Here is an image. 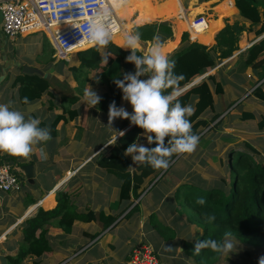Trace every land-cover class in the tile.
I'll list each match as a JSON object with an SVG mask.
<instances>
[{
	"label": "crops",
	"instance_id": "crops-1",
	"mask_svg": "<svg viewBox=\"0 0 264 264\" xmlns=\"http://www.w3.org/2000/svg\"><path fill=\"white\" fill-rule=\"evenodd\" d=\"M109 1L120 21L124 24L122 31L114 35L111 42L124 51H131L120 47L124 43L125 34H135V28L148 24L172 25H170L171 36L167 37L164 34H160V32L157 34L164 42L165 51L169 54V57L181 48L185 33L189 34L191 42L198 43V40L209 33L215 32L223 23V26L212 37L213 44H202L210 50L221 52V47H219L217 41L218 34L227 27L234 25L244 27L243 31L239 35L237 34L239 40L237 44L238 50L234 52L233 56L221 59L215 69H210L207 74L197 78L192 85L199 84L208 76H214L216 83L221 84L223 87V95H218L216 93V83L210 84L214 95L215 109L209 110L205 117L211 119L215 114H220L221 117L217 122L221 121L222 125L218 127V130L206 136L209 138L207 141L209 143L217 142V135L228 131L233 133L231 137H247L250 141L248 139L244 140L245 144L251 145L252 148L259 152V154L255 155L264 161V129L259 127V123L264 117V102L253 94L258 87H261L264 91V79H262L264 71L262 69L256 70L252 67L241 66L238 68L236 66L238 56L251 49L252 46L264 38V34L260 37L258 36V31L263 25L264 18H262L261 23L255 25L244 21L236 7L235 0H232L234 5L231 7L232 9L235 8V10L229 13V10L225 13H221L218 10L219 6L223 5L227 0H211L201 3L199 0H177L180 3V5L177 4L179 5L178 10L170 9L167 12L160 11L164 10L165 7H162V9L155 7L152 0ZM208 10L215 15L207 17ZM170 11L176 14V17L167 20L166 14L168 15ZM261 13L262 15L264 14V9H261ZM159 16L160 18H158ZM197 17L206 18L207 30L200 28L195 31L193 22L194 18ZM143 18L158 19L143 23L137 22ZM171 20L173 22H170ZM184 23L187 28L184 26L182 28ZM152 43L153 41H141V50L139 52L143 54V51H146ZM52 52L58 51L49 32L41 30L9 38L5 36L2 31V25H0V103L7 104L12 102L11 107L14 110L24 112L26 117L31 115L38 118L41 121L40 127L49 128L52 137L51 142H41L38 145H34L33 153L26 158L0 152V159H6L24 178L23 188L20 192H0V264H14L11 262L10 257H17L20 248L23 246V228L27 220L35 217L41 209L45 212L55 210L58 206L57 196L62 192L71 194L73 205L78 213L92 211L97 218H99L101 213H104L107 216H114L118 220L113 226H107L98 219L93 223L76 221L69 233L59 228L56 222L53 221L43 229L45 231V240L52 253L43 255L40 258L29 255L20 264H130L131 262H128L127 259L131 254V250L135 252L143 246H150V249L154 251V256L157 254L163 264H171L170 262L172 261L176 263L182 256L184 242H194L200 230L190 224L186 218V220L182 221L183 223L178 222L175 228L177 230L180 226H184L185 223H188L189 226H184L181 232L178 231L175 241L172 240L173 242L169 241L167 243L154 228L152 217L155 216L168 227H174L171 222L174 219H179L177 213L179 206L176 197L178 188L193 182H201L202 185L205 183L211 184V176L206 172L209 161L207 162L208 166L201 168L198 172L193 171L195 166H192V163L188 166L180 167L177 176H175L176 178L172 179L173 186L169 184V188L163 193H153L157 189L156 185L158 183L151 186L153 182L147 180L144 187H146V190L149 188V193H144L138 199L132 194L130 200H121L122 182L116 176L102 169L98 164V158L103 157L111 145L109 141L117 140L115 139L119 136L117 133L112 134L110 139L106 141L105 146L85 149L91 152L86 156L73 154L74 152L67 151L65 146L66 140H75L81 133L87 134L89 130L91 131L95 122L93 113L90 111L87 115L84 113L86 111L83 112L82 106H80L83 99L82 95L77 92L78 83L73 74L68 77L70 79L68 84L71 89L68 95L70 97L72 95L78 96L80 98L78 103L68 106V103L62 99L55 88L50 90L53 95L50 93L44 94L41 99L31 101L29 105L22 103L21 84L16 82L25 74H36L45 79L54 77L61 83L67 81L66 77L70 73H67L65 67L60 65L62 60H59L56 54ZM73 60L76 59L72 58L70 62L73 63ZM239 75H243L244 82L232 81ZM259 79L261 80L259 81ZM96 80L100 81V78L91 80V82ZM88 85H91L94 91L103 90L104 86L101 83H88ZM243 103L246 105L244 108L241 106ZM217 104H219V109ZM231 104L234 105L231 107ZM29 107L34 109L30 113L27 111ZM65 107L70 111H76L77 118L71 119L70 114L67 111L65 113ZM248 109L253 112L255 119L242 122L243 111ZM59 118L60 120L55 127V122ZM248 122H252L254 126H247L246 123ZM53 127H55V130H53ZM138 141L145 146L148 144L144 135ZM53 142L54 144H51ZM231 148L236 149V147L232 146L229 149ZM107 155L108 152L105 156ZM181 155L172 164L173 168L178 165H184L181 159L186 154ZM214 158L216 159V157ZM215 159L214 161H216ZM139 164H134L132 160L131 172H134ZM91 165H93V168L87 171ZM23 166L33 167L32 179L27 178L26 173L22 169ZM166 176H161L158 180L160 181L159 183L166 184ZM99 180L101 183H112V185H107L102 189L100 186L102 184H98ZM137 206L138 209L133 210ZM193 227L197 230H194ZM128 229L131 231L130 236H128ZM99 232H101V236L92 239ZM181 233H184L185 238L180 240L179 235ZM41 234L42 231H39L38 235L40 236ZM165 243L175 245L171 249H167L165 248ZM176 264L191 263L185 261Z\"/></svg>",
	"mask_w": 264,
	"mask_h": 264
},
{
	"label": "trees",
	"instance_id": "trees-1",
	"mask_svg": "<svg viewBox=\"0 0 264 264\" xmlns=\"http://www.w3.org/2000/svg\"><path fill=\"white\" fill-rule=\"evenodd\" d=\"M208 1L211 0H199L200 3ZM235 3L244 21L252 25L262 22L264 14L262 15L261 9H264V0H235ZM149 20L143 19L140 23ZM183 26L186 28L185 24L182 25V28ZM222 26L223 23L219 28ZM218 29L213 32V35ZM243 29L244 27L234 25L227 27L218 34L217 41L219 47H221V52H215L202 44L191 42L189 34L185 33L181 48L169 57L175 62L174 73L177 75L182 74L184 77L177 85V90L180 93L182 92L178 99L182 105L191 104L194 107V113L188 119L192 123L193 133L199 136V143L208 134L218 130L222 122H217L221 117L220 114H215L211 119L205 117L209 110L215 109L214 95L210 85L216 83L215 77L208 76L199 84L191 85L197 78L207 74L210 69H215L221 59H227L233 56L234 52L238 50V35ZM135 32H139L141 41L144 42H152L153 37L159 32L167 37L171 36L172 33L170 25L164 24L159 26L157 23L137 27L135 28ZM263 34L264 22L258 31V36L260 37ZM212 44V37H208L206 39V45ZM52 53L56 54V52ZM102 53H107L109 56L108 63L102 61ZM130 53L131 51H124L111 42L106 49L94 47L76 53L75 55L78 58L75 57L74 59L78 60V62H75L76 60L73 63L65 62L68 71L74 75L78 83L77 92L82 95L86 83L89 82L91 73L99 76L101 78L100 81L107 84V91L100 95L102 97L101 102L96 105L97 109L103 114H108L109 105L113 101H115L118 108L121 104L123 93L114 81L116 79H123L124 72L135 74V64L125 62V58ZM137 54L142 55L139 51ZM236 66L238 68L241 66L252 67L256 70L262 69L264 71V38L252 46L251 49L241 53L238 56ZM82 76H85V78L83 79ZM144 78L141 77V79ZM262 79H264V74L262 75ZM16 83L21 84L22 101L24 97H28L29 102H31L41 99L47 93L53 95L50 91L53 88L57 89L62 99L68 103V106L78 103L80 99L78 96L72 95L70 97L66 94L71 92L68 81L61 83L54 77L45 79L36 74H25ZM216 88V93L223 95V87L221 84L216 83ZM171 91L172 89L166 90V92ZM253 94L256 98L264 102V91L261 87L256 88ZM233 105L231 104V107ZM241 106L243 108L246 107L244 103ZM64 111L70 114L71 119H75L78 116L76 111H70L66 107ZM132 112L133 109L129 113ZM254 119L255 116L250 109L243 111L241 117L242 122ZM59 120L60 118L56 120L55 127ZM55 127H53V130H55ZM259 127L260 129H264V117L259 123ZM143 131L139 127L131 125L129 120L124 119L117 131L120 137L108 147V155L100 160L98 158L99 166L107 170L109 174L116 176L122 182L120 199L123 201L130 200L132 194H134L136 199L140 198L146 191V187H144L146 181L150 180L154 182L164 171L166 173H164L163 177L167 175L173 168L172 164L181 155L174 154L170 158L167 169H154L147 163H140L134 172H131L132 158L131 156H125L124 152L132 142L143 136ZM244 145L253 154L234 148L230 149L228 163L229 182L225 178H221L217 184L211 182V184L205 183L202 185L201 182H193L184 184L178 188L176 194L178 202L181 200V194L179 192L186 191L184 198L194 210V212L192 211L187 214V221L192 225H198L202 230L194 242H184L182 256H180V259L176 263L187 261L191 264H220L223 261L228 264H247L244 261L237 260L239 256L233 253L234 251L226 256L214 253L210 249L201 250L199 255L193 252L195 242L209 238L222 240L225 232L232 234L231 238L235 242V245H244L249 249L244 252V259L250 262L249 264H258L255 262L256 258L259 255L264 256V161L257 162L253 155H257L259 152L247 143ZM155 146V144H147L146 147L151 148ZM182 154L185 155L187 153ZM235 154H237L236 159ZM205 166L207 167L208 163L203 160L201 168H205ZM16 174L22 180L20 173L16 172ZM70 195L67 192L59 193L57 196L58 206L55 210L45 212L41 209L35 217L27 220L23 228V246L20 248L17 257H10L12 263L20 264L29 255L40 258L43 255L52 253V250L45 240V231L43 229L53 221L56 222L59 228L69 233L76 221L93 223L98 219L107 226H113L118 220V218L107 216L104 213H101L99 218L92 211L78 213ZM198 197H203L206 200V204L203 206L196 205L195 200ZM136 209H138V206L133 210ZM203 213L214 214L216 216L215 222L212 224L206 223L203 219ZM153 219H155L158 227L161 228H158L153 222L154 227L164 240L172 241L176 238L175 233H172V230L168 226L157 220L155 216L152 217ZM39 231H42L40 236L38 235ZM99 236H101V232L93 236L92 239H96ZM155 257L159 264H163L157 254H155ZM131 258L128 257L127 261L130 262Z\"/></svg>",
	"mask_w": 264,
	"mask_h": 264
},
{
	"label": "clouds",
	"instance_id": "clouds-1",
	"mask_svg": "<svg viewBox=\"0 0 264 264\" xmlns=\"http://www.w3.org/2000/svg\"><path fill=\"white\" fill-rule=\"evenodd\" d=\"M70 3L82 10V30L88 42L98 49H106L116 31V23L106 0H70ZM121 48L131 50L125 62L134 63L136 71L135 74L124 72L123 79H116L114 83L122 90V99L131 104L133 112L129 113L124 107L118 108L113 101L108 109L107 126L112 129L113 122L122 118L144 130L148 144L156 146L146 147L136 140L126 148L124 155L131 156L134 164L147 163L154 169H167L174 154L192 153L199 143V136L193 133L188 119L193 115L194 107L191 104L182 105L178 99L180 92L177 85L184 77L174 73L175 62L169 58L159 35L153 37V43L142 55L137 54L141 50L139 32L126 33ZM102 57V61L108 63L107 53H102ZM168 89L172 91L166 92ZM101 99L91 85L83 89V101L87 106L95 107ZM22 103L29 105L28 97H24ZM11 104L0 103V152L26 158L33 153L34 145L51 140L50 129L40 127L38 118L26 117L24 112L14 110ZM33 110L29 107L27 111L30 113ZM114 142L109 141V144ZM195 204L203 206L206 200L198 197ZM203 219L212 224L216 216L203 213ZM231 235L225 232L222 240L209 238L197 241L193 252L199 255L201 250L210 249L226 256L235 248ZM259 264H264V256L259 258Z\"/></svg>",
	"mask_w": 264,
	"mask_h": 264
},
{
	"label": "rangeland",
	"instance_id": "rangeland-1",
	"mask_svg": "<svg viewBox=\"0 0 264 264\" xmlns=\"http://www.w3.org/2000/svg\"><path fill=\"white\" fill-rule=\"evenodd\" d=\"M152 2H153V5L155 6V7H157V8H159V9H162V7H165V9L164 10H160V11H168V10H170V9H175V10H178V6L180 5V3L177 1V0H152ZM182 2V1H181ZM177 4H179V5H177ZM233 5V1L232 0H227L226 2H224L223 3V5H220L219 6V8H218V10H220V12L221 13H225L226 11H228V13L230 12V11H234L235 10V8H233L232 10H230L231 9V6ZM209 6V5H208ZM205 7V6H204ZM180 9V8H179ZM189 10H191V9H189ZM196 10H198V9H196ZM200 13H201V11H200ZM207 17L210 15V16H214L215 14L212 12V11H210V10H208L207 11ZM234 14H236V13H234ZM233 14V15H234ZM161 16V15H160ZM160 16L158 17V18H160ZM166 17H167V20H170V19H172V18H174V17H176V14H174L172 11H170V13L167 15L166 14ZM158 18H156V19H158ZM224 18V17H223ZM156 19H154V20H156ZM195 19V18H194ZM147 20V19H146ZM149 20V19H148ZM153 19H151V20H149V21H154ZM138 23H139V20L137 21ZM170 22H173V20H171ZM170 22H169V24H170ZM185 24V23H184ZM183 24V25H184ZM222 24V23H221ZM171 25V24H170ZM172 26V25H171ZM185 26H186V24H185ZM220 27V26H219ZM187 28V27H186ZM208 37H213V32L212 33H209L207 36H205L204 38H202V39H200V40H198V43H200V44H206V39L208 38ZM193 38V37H192ZM194 40V39H193ZM115 42V41H114ZM116 43V42H115ZM90 48H94L93 46L92 47H85V48H83L82 50H80V51H83V50H87V49H90ZM77 52H79V51H77ZM77 52H75V53H73V54H71V55H69V56H67V59L68 60H63V61H60V65L62 66V67H65V70H66V72L68 73H70V74H68L67 75V77H66V80L68 81V83L70 82V79L68 78V77H70L71 75H72V73L70 72V71H68V67H67V65L65 64V62H69L70 63V61L72 60V58H75V57H77L78 58V56H76L75 54L77 53ZM47 53V52H46ZM47 55H49L48 53H47ZM50 56V55H49ZM56 56H58L57 55V52H56ZM58 59H59V57H58ZM60 60V59H59ZM74 61V60H73ZM76 62V61H75ZM243 76V75H242ZM242 76H237L235 79H233L232 81H235V82H244V79H243V77ZM82 78L84 79L85 78V76H82ZM89 82H87L86 83V85H85V87L87 86V84L88 83H94V84H102V85H104L103 86V90H100V91H96L97 93H98V95L100 96L102 93H105L106 92V90H107V84L106 83H104V82H102V81H93V82H91V80H95V79H98L99 78V76H97V75H94L93 73H91V75L89 76ZM100 80H101V78H100ZM261 79H259V81H260ZM193 86V85H192ZM66 94H69V93H66ZM77 94V93H76ZM80 95H82L81 93H79ZM82 99H83V95H82ZM80 106H82V109H83V112L84 111H86V112H84V113H86L87 115L89 114V112L91 111L92 113H93V115L95 116V119H94V125L92 126L93 128H92V130L89 132H87V134L86 133H84V134H86V135H84V134H80L79 136H77L76 138H75V140H66L65 141V146H66V148H67V151H69V152H74L73 154H80L81 156H86V155H89V153H91L89 150H85V149H87V148H89V147H91V148H93V147H101L102 145H106L105 143H106V141L108 140V139H110V137L112 136V134H116L117 133V130L120 128V126H121V124H122V122H123V120L124 119H122V118H117L114 122H113V124H112V129H109V127L107 126V124H108V114H103L102 112H100L98 109H97V107L95 106V107H91L90 108V106H87L85 103H84V101L82 102V104L80 105ZM119 107H124L127 111H131L132 110V106H131V104L129 103V102H127V101H124L123 99H122V101H121V104H120V106ZM217 108L219 109V104H217ZM93 118V117H92ZM246 125L247 126H254V124L252 123V122H248V123H246ZM231 136H233V133H231V132H222L220 135H217V142L216 141H214V143H209L207 140L209 139L208 137H206L204 140H201L200 141V143L198 144V146H197V148H196V150L194 151V152H192V153H187L184 157H182V159H181V162H183V164L184 165H178L176 168H173L168 174H167V176L165 177V181H166V184H163V183H159L160 181H158L160 178H161V176H163V174L166 172V171H164V172H162L161 173V175L153 182V184L151 185V186H153L154 184H157L156 185V187H157V189L155 190V192H153V193H158V192H164V191H167V189L169 188V184H170V186H173V178H176L175 176H177V172H178V169L180 168V167H183V166H188V165H190L191 163H192V166H195L194 168H193V171H195V172H198V171H200L201 170V163H202V161L203 160H205V161H209V166H208V168L206 169V172H207V174H210V176H211V180H212V183H215V184H217V183H219V180L221 179V178H225V180H227V182H229L230 181V177H229V170H228V163H229V159H230V156H229V151H230V147L232 146V147H236V150H243L244 152H248L249 154L251 153L248 149H246L245 147H244V144H245V141L244 140H249L250 141V139L249 138H247V137H244V138H238V137H231ZM120 137V135L118 136V138ZM117 138V139H118ZM112 139V138H111ZM259 139H261V138H259ZM50 142L52 141V140H49ZM216 142V143H215ZM67 143V144H66ZM84 143H86L84 146H83V144ZM51 144H54V142L53 143H51ZM209 144V145H208ZM215 144V145H214ZM228 145H229V147H228ZM107 152H108V150L105 152V154H107ZM105 154L103 155V157H105ZM181 156H183V155H181ZM103 157H100L99 158V160L100 159H102ZM214 157H216V159L214 158ZM253 157L255 158V160L257 161V162H261V161H263V160H260V158H258V156H256V155H253ZM216 160V161H214V159ZM218 158V159H217ZM237 158V154H235V159ZM2 162H7V160L6 159H4V158H1L0 159ZM220 160V161H219ZM216 162V163H215ZM8 163V162H7ZM97 163V162H96ZM10 164V163H9ZM12 165V164H11ZM13 166V165H12ZM93 168V165H91L89 168H88V170L87 171H89V170H91ZM107 171V170H106ZM108 172V171H107ZM20 173V172H19ZM21 175V174H20ZM21 177H22V181H24V178H23V176L21 175ZM98 184H102V185H100L101 186V188L102 189H104V187L105 186H107V185H112V183H101V181L99 180L98 181ZM154 191V190H153ZM178 191V190H177ZM149 193V188L145 191V193ZM180 194H181V200H180V202H178V206H179V210H178V216H179V219L177 218V219H174V221L173 222H171V224L172 225H174V227H169L171 230H172V233H175V235H177L178 234V231L179 232H181L183 229V227L184 226H189L188 225V223H185V225L184 226H180L179 228H177V230H176V226H177V224H178V222L179 223H181L182 221H184V219L186 220V217H187V214H189V213H191L192 211L194 212V210L188 205V202L185 200V193H186V191H180L179 192ZM176 194H177V192H176ZM179 199H180V197H179ZM180 216H181V218H180ZM158 220V219H157ZM153 222H154V224H156L157 225V227H158V224L156 223V221H155V219H153ZM183 223V222H182ZM197 229H199L200 230V232H201V228L198 226V225H194ZM155 228V227H154ZM158 228H160V227H158ZM194 228V227H193ZM156 229V228H155ZM161 229V228H160ZM197 229H195L194 228V230H197ZM171 230H169V231H171ZM130 233H131V231H130V229H128V236H130ZM169 234V233H168ZM179 237H180V240L181 239H184L185 238V236H184V233L182 234H180L179 235ZM175 239L176 238H174V240L173 241H175ZM166 241V240H165ZM172 241V242H173ZM183 241V240H182ZM167 243H169V241H166ZM175 244H170V245H168V244H166L165 243V248H167V249H171V247L172 246H174ZM148 250H151L152 251V253H154V251L152 250V249H150V246H148V247H145V246H143L142 248H140L139 250H138V253L137 254H147L148 253ZM246 250H249V249H247V247L246 246H244V245H235V248L233 249V253H236V254H238V256H239V258H237V260H241V261H244L245 263H247V264H249L250 262H247V261H245L246 259H244L245 258V255H244V252L246 251ZM130 252V251H129ZM133 252H134V250H131V254H130V258L131 257H133ZM140 256L141 255H139L137 258H140ZM152 257H155L154 256V254L152 255ZM234 257H236L235 255H234ZM261 256L259 255L257 258H256V263H258L259 264V258H260ZM131 260L132 261H130L131 263L130 264H134V260L131 258ZM136 260V259H135ZM171 264H176L174 261H172V262H170ZM136 264V263H135ZM147 264H149V263H147ZM220 264H228V263H226V262H223L222 261V263H220Z\"/></svg>",
	"mask_w": 264,
	"mask_h": 264
},
{
	"label": "built area",
	"instance_id": "built-area-1",
	"mask_svg": "<svg viewBox=\"0 0 264 264\" xmlns=\"http://www.w3.org/2000/svg\"><path fill=\"white\" fill-rule=\"evenodd\" d=\"M106 5L116 23L115 34L120 33L124 24L109 0H106ZM0 10L3 12L2 31L5 36L15 38L29 32L50 31L60 60H68L67 56L91 45L82 30V10L70 0H0ZM193 26L195 31L200 28L207 30L206 18H195ZM16 172L14 166L0 161V192L15 193L22 190L23 182ZM138 250L132 257L134 264H159L156 257H152L151 250L144 255L137 254ZM139 255L140 258H137Z\"/></svg>",
	"mask_w": 264,
	"mask_h": 264
},
{
	"label": "water",
	"instance_id": "water-1",
	"mask_svg": "<svg viewBox=\"0 0 264 264\" xmlns=\"http://www.w3.org/2000/svg\"><path fill=\"white\" fill-rule=\"evenodd\" d=\"M2 22H3V12L0 10V25H2ZM22 169L26 173L27 178L32 179L33 167H31V166H23Z\"/></svg>",
	"mask_w": 264,
	"mask_h": 264
},
{
	"label": "bare ground",
	"instance_id": "bare-ground-1",
	"mask_svg": "<svg viewBox=\"0 0 264 264\" xmlns=\"http://www.w3.org/2000/svg\"><path fill=\"white\" fill-rule=\"evenodd\" d=\"M143 19H144V18H143ZM143 19H140L139 22H140L141 20H143ZM119 20H120V19H119ZM147 20H148V19H147ZM42 29H43V28H42ZM49 32H50V31H49ZM190 33H191V32H190ZM50 34H51V32H50ZM115 35H116V34H115ZM85 47H87V48H88V47H92V45L85 46ZM85 47H83V48H85ZM83 48H82V49H83ZM82 49H81V50H82Z\"/></svg>",
	"mask_w": 264,
	"mask_h": 264
}]
</instances>
